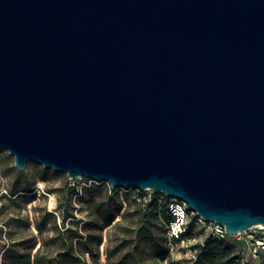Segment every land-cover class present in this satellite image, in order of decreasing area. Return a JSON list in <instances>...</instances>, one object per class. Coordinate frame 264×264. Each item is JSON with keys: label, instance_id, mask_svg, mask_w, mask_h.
<instances>
[{"label": "water", "instance_id": "95a60500", "mask_svg": "<svg viewBox=\"0 0 264 264\" xmlns=\"http://www.w3.org/2000/svg\"><path fill=\"white\" fill-rule=\"evenodd\" d=\"M0 147L264 226V0H0Z\"/></svg>", "mask_w": 264, "mask_h": 264}, {"label": "rangeland", "instance_id": "374dc122", "mask_svg": "<svg viewBox=\"0 0 264 264\" xmlns=\"http://www.w3.org/2000/svg\"><path fill=\"white\" fill-rule=\"evenodd\" d=\"M135 191L69 178L33 160L17 169L13 155L0 147V252L39 251L58 264H192L207 241L220 239L211 235L208 221L193 216L183 239L169 242L163 193L143 191L144 202L149 194L157 200V208L144 218L146 212L132 199ZM222 242L241 262L259 264L237 237ZM161 249L166 255L155 256Z\"/></svg>", "mask_w": 264, "mask_h": 264}, {"label": "trees", "instance_id": "16d2710c", "mask_svg": "<svg viewBox=\"0 0 264 264\" xmlns=\"http://www.w3.org/2000/svg\"><path fill=\"white\" fill-rule=\"evenodd\" d=\"M134 194L132 196V199L137 202L138 206H140V210L146 212L143 215L144 218H146L149 212L157 208V200L155 199V194H153L154 196L150 197V199L145 202L143 200V191L136 190ZM162 196L163 217L166 221L165 225H167L168 222L172 219V215L167 208L168 199L164 194ZM104 220L108 222L110 218L105 217ZM187 229L185 233L187 232ZM0 230L2 229L0 228ZM222 239L223 238L211 239L207 241L206 244L196 253L195 259L192 264H246L241 262L237 255L233 254L230 246L226 243H223ZM166 253V249H161V251L155 253V256L164 257ZM0 264H58V261L57 259L55 261L49 256L46 257L39 251H20L18 249L7 248L0 252Z\"/></svg>", "mask_w": 264, "mask_h": 264}, {"label": "built area", "instance_id": "2783aa9c", "mask_svg": "<svg viewBox=\"0 0 264 264\" xmlns=\"http://www.w3.org/2000/svg\"><path fill=\"white\" fill-rule=\"evenodd\" d=\"M109 187L110 189H112L110 185ZM119 189L126 190V188H119ZM148 198L150 199V194ZM166 198L168 199L167 201L168 211L172 215V219L166 225V233L169 242L183 239L184 233L190 221H192L193 216L197 218L196 219L197 221L199 222L201 221L202 223L205 222V220H203L200 216H198L196 212L188 209L186 203L183 200L177 197H166ZM208 222H209L210 233L214 238H225L228 236L237 237L238 240L240 239L241 242L247 247V249L253 251L254 253L253 255L256 254L259 257V264H264V228L256 225L245 231L231 235L227 233V231L221 224L216 223L214 221H208Z\"/></svg>", "mask_w": 264, "mask_h": 264}, {"label": "bare ground", "instance_id": "6f19581e", "mask_svg": "<svg viewBox=\"0 0 264 264\" xmlns=\"http://www.w3.org/2000/svg\"><path fill=\"white\" fill-rule=\"evenodd\" d=\"M258 226H260V227L264 228V226H263L262 224H258Z\"/></svg>", "mask_w": 264, "mask_h": 264}]
</instances>
